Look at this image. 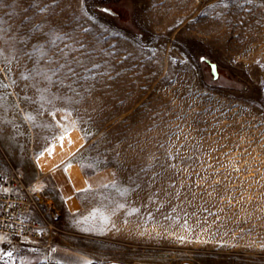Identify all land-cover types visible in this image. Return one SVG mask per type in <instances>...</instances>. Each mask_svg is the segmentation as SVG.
I'll list each match as a JSON object with an SVG mask.
<instances>
[{
    "label": "rangeland",
    "instance_id": "1",
    "mask_svg": "<svg viewBox=\"0 0 264 264\" xmlns=\"http://www.w3.org/2000/svg\"><path fill=\"white\" fill-rule=\"evenodd\" d=\"M29 2L30 36L56 20L76 71L33 81L40 53L17 56L0 34V149L22 150L30 130L49 140L59 110L82 162L114 174L78 214L55 207L52 242L92 264H264V0ZM0 21L19 25L15 0Z\"/></svg>",
    "mask_w": 264,
    "mask_h": 264
},
{
    "label": "crops",
    "instance_id": "2",
    "mask_svg": "<svg viewBox=\"0 0 264 264\" xmlns=\"http://www.w3.org/2000/svg\"><path fill=\"white\" fill-rule=\"evenodd\" d=\"M53 123L55 134L49 140H39L30 130L25 138H21L22 150H13L8 145L2 148L10 162L23 171L25 182L32 184L65 218H70L81 211L85 197L112 181L114 174L108 168L92 169L82 162L86 141L69 120L58 116L53 118ZM54 245L51 256L56 263L85 264L90 261L73 254L69 247ZM14 249L21 255L13 264H46L47 252L43 248Z\"/></svg>",
    "mask_w": 264,
    "mask_h": 264
},
{
    "label": "built area",
    "instance_id": "3",
    "mask_svg": "<svg viewBox=\"0 0 264 264\" xmlns=\"http://www.w3.org/2000/svg\"><path fill=\"white\" fill-rule=\"evenodd\" d=\"M0 255L11 251V258L4 257L0 264H13L19 257L15 247L46 250V264H57L52 254L53 237L59 232L58 211L34 186L26 183L23 171L14 166L0 149ZM7 188L8 191H4Z\"/></svg>",
    "mask_w": 264,
    "mask_h": 264
},
{
    "label": "snow or ice",
    "instance_id": "4",
    "mask_svg": "<svg viewBox=\"0 0 264 264\" xmlns=\"http://www.w3.org/2000/svg\"><path fill=\"white\" fill-rule=\"evenodd\" d=\"M254 2L255 0H243V4H241L239 0H231L232 4L241 8L245 5H253ZM15 3L19 10L20 23L15 29H12L5 28L3 21H0V34L8 36L6 43L10 46L9 50L17 56H24L32 59L36 52L40 53L39 59L35 60L34 63L39 64L42 62L44 66L31 69L30 78L33 81L43 79L56 86L62 83V80L59 78L61 73H63L65 77L74 76L76 69L73 66V62L67 59L69 54L68 50L73 47L71 43L67 42L73 39L72 34L65 32L56 20L49 18V20H44L37 24L35 26L37 34L30 36L29 30L33 20L29 16V12L35 14V6L29 2V0H15ZM222 3L225 8L229 7L227 0H222ZM41 11H44V9H41ZM44 25L47 26L44 27ZM57 42H64V48L60 49L58 53H54L53 48L57 46ZM77 43H79V41H77ZM81 48H83V44H81ZM45 49H47V51H45ZM49 53L52 54L49 55ZM60 55L63 56V63L57 60V56ZM76 63L81 64L83 61L78 60ZM65 69H67V71H65ZM57 111L59 110L52 111L51 115L55 117ZM0 135H4V132L0 131ZM61 140H63V137H61ZM89 167H91V165H89ZM3 178L5 177L0 174V179ZM4 191H8V189L5 188ZM31 191H36V189L32 188ZM3 239H5V237H0V240ZM5 256L11 258L13 253L11 251L4 252L0 255V260H3ZM57 264H59V262H57ZM85 264H92V262L87 261Z\"/></svg>",
    "mask_w": 264,
    "mask_h": 264
},
{
    "label": "water",
    "instance_id": "5",
    "mask_svg": "<svg viewBox=\"0 0 264 264\" xmlns=\"http://www.w3.org/2000/svg\"><path fill=\"white\" fill-rule=\"evenodd\" d=\"M103 264H121V263H118V262H109V263H103ZM181 264H191V263H181Z\"/></svg>",
    "mask_w": 264,
    "mask_h": 264
}]
</instances>
